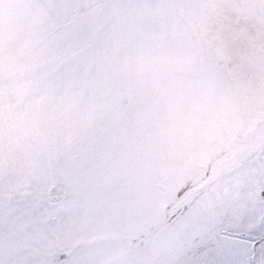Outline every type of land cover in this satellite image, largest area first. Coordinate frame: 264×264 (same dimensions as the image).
<instances>
[{"label":"snow or ice","instance_id":"6c2138e0","mask_svg":"<svg viewBox=\"0 0 264 264\" xmlns=\"http://www.w3.org/2000/svg\"><path fill=\"white\" fill-rule=\"evenodd\" d=\"M0 264H264V0H0Z\"/></svg>","mask_w":264,"mask_h":264}]
</instances>
